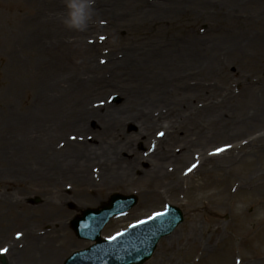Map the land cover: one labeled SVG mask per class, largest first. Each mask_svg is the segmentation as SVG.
I'll use <instances>...</instances> for the list:
<instances>
[{
	"label": "rangeland",
	"instance_id": "rangeland-1",
	"mask_svg": "<svg viewBox=\"0 0 264 264\" xmlns=\"http://www.w3.org/2000/svg\"><path fill=\"white\" fill-rule=\"evenodd\" d=\"M64 5L65 0H0V264L1 259L28 264L9 261L10 249L31 242L28 232L54 239L63 264L91 245L74 235L71 221L100 208L112 194L134 195L136 205L109 220L102 239L168 204L182 212L183 222L158 242L145 264H264V190L250 187L255 178L256 183L264 180V114L261 123L256 121L264 113V0H95L93 20L82 32L61 22ZM175 57L181 58L180 68L173 70L169 65ZM150 61L168 66L157 78L167 83L166 97L173 100L161 106L181 129L168 154L177 155L183 142L193 141L196 112H202L201 124L214 121L221 133L209 134L208 154L227 150L226 158L239 159V151L230 148L242 143L252 147L250 154L223 166L218 180L212 173L211 184L204 173L168 195L160 189L158 197H148L140 182V191L113 188L80 207L55 199L64 211L49 209L40 151L32 153L30 140L41 141L49 117L59 109L83 104L118 109L120 95H135L133 85L141 92L152 87L140 76L133 79ZM250 115L248 132H236ZM95 122H86L89 135L98 133ZM121 126L127 137L137 132L131 122ZM159 132L153 133L162 138ZM134 147L144 153L148 146ZM202 182L206 188L198 187ZM61 192L64 197L73 193L69 188ZM192 223L197 250L184 240Z\"/></svg>",
	"mask_w": 264,
	"mask_h": 264
},
{
	"label": "bare ground",
	"instance_id": "bare-ground-1",
	"mask_svg": "<svg viewBox=\"0 0 264 264\" xmlns=\"http://www.w3.org/2000/svg\"><path fill=\"white\" fill-rule=\"evenodd\" d=\"M180 60L181 58L176 59L175 57L169 67L173 70L180 68L178 64ZM167 68L168 66L162 67L150 61L141 70L135 72L133 79L140 76V81H150L152 87L148 89L144 87L143 89L146 90L141 92L139 85H133L131 92L135 95H120L122 105L118 109L112 110L107 106L93 107L90 104H83L76 108L72 105L69 111L64 112L59 109L49 117L50 119L48 118L49 121L41 136V141L31 139L30 149L33 150L32 153L40 151L38 161L42 165V191L45 195L44 203L50 207L49 209L54 212L60 210L59 213H61L64 211L61 210L62 203L74 202L80 207L90 203V200L101 195L102 192L105 193L113 188H136L140 182L141 189L143 188L144 194L149 195L148 197H158L160 189L166 190L165 193L168 195L179 190L188 179L204 173H208V181L210 177L212 178L209 183L211 184L215 181L214 178L218 180L221 177L220 171L223 166H228L235 160L240 162L250 154L252 147H246L244 143L230 148L233 152L239 151L238 155H241L239 159L226 158L229 155L227 150L220 154L218 152L208 154L207 146L204 144L209 134L213 135L215 132L217 133L215 135L220 136L221 133L217 132L219 129L217 125H213L214 121L200 123L202 112H196L200 116L197 117L195 124L193 141L183 142L177 155L168 154L170 152L168 147L178 139L180 127H174L172 118H169L166 109L161 106V102H165L169 97H166L167 91L164 87L167 83L159 82L157 72ZM133 69L131 68V71ZM169 99L173 100V98ZM171 105L175 108V104ZM51 110L55 109L51 108ZM263 114L259 115L256 121L261 123ZM63 118L66 125L64 128L61 126ZM249 119L246 126L236 132H248V126L253 120L251 115ZM86 122H95L98 131L96 135L87 133ZM126 122H131L137 127V132L130 137L123 135L121 124ZM157 128L163 131L159 132L163 135L162 138L154 135L153 132ZM70 129H73L72 133L67 135ZM241 134L239 137L243 136ZM251 141L250 144L254 145L255 140ZM140 143L145 147L148 146L144 153L138 152L134 147ZM194 162L195 167L184 174L183 171ZM142 163L147 164V168L142 169ZM212 173H216L214 178ZM256 181V178L252 181L251 191L257 188L264 190V180L260 183ZM205 185L207 186V183L202 182L198 187L203 189ZM67 188L73 192L70 197H64L61 192ZM137 189L141 190L139 187ZM55 199L62 200V203ZM57 216L51 217V220L57 222ZM55 230L58 231V228ZM32 234L28 232V236H32V243L28 242L27 246L20 244L10 249L12 258L9 261L11 263L24 261L28 264H60L63 256L58 255L55 240ZM38 240L40 241L37 242ZM184 240L188 248L197 250L200 243L197 240L195 223L188 227ZM169 247L167 245L165 249ZM227 264L237 263L230 261Z\"/></svg>",
	"mask_w": 264,
	"mask_h": 264
},
{
	"label": "water",
	"instance_id": "water-1",
	"mask_svg": "<svg viewBox=\"0 0 264 264\" xmlns=\"http://www.w3.org/2000/svg\"><path fill=\"white\" fill-rule=\"evenodd\" d=\"M136 203L133 196L112 195L108 204L100 210H89L81 219L72 222V227L80 239L95 241L96 244L85 251L73 254L65 264H143L151 257L160 238L170 234L182 222L181 212L167 206L164 213L132 227L120 236L101 241L100 231L115 215L129 210Z\"/></svg>",
	"mask_w": 264,
	"mask_h": 264
},
{
	"label": "clouds",
	"instance_id": "clouds-1",
	"mask_svg": "<svg viewBox=\"0 0 264 264\" xmlns=\"http://www.w3.org/2000/svg\"><path fill=\"white\" fill-rule=\"evenodd\" d=\"M61 22L69 29L85 31L95 15V0H65Z\"/></svg>",
	"mask_w": 264,
	"mask_h": 264
},
{
	"label": "snow or ice",
	"instance_id": "snow-or-ice-1",
	"mask_svg": "<svg viewBox=\"0 0 264 264\" xmlns=\"http://www.w3.org/2000/svg\"><path fill=\"white\" fill-rule=\"evenodd\" d=\"M219 151V150H218ZM193 167H195V165L193 166ZM115 237H113L112 239H114Z\"/></svg>",
	"mask_w": 264,
	"mask_h": 264
}]
</instances>
